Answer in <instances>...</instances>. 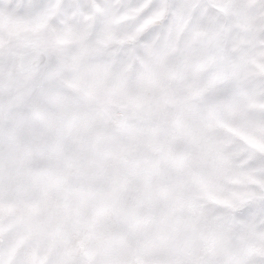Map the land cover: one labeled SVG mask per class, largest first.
Returning a JSON list of instances; mask_svg holds the SVG:
<instances>
[{
	"label": "snow or ice",
	"instance_id": "obj_1",
	"mask_svg": "<svg viewBox=\"0 0 264 264\" xmlns=\"http://www.w3.org/2000/svg\"><path fill=\"white\" fill-rule=\"evenodd\" d=\"M0 264H264V0H0Z\"/></svg>",
	"mask_w": 264,
	"mask_h": 264
}]
</instances>
